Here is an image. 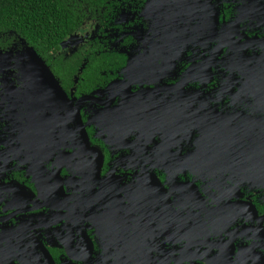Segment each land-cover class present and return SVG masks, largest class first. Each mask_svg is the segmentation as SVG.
<instances>
[{
    "label": "flooded vegetation",
    "instance_id": "obj_1",
    "mask_svg": "<svg viewBox=\"0 0 264 264\" xmlns=\"http://www.w3.org/2000/svg\"><path fill=\"white\" fill-rule=\"evenodd\" d=\"M102 14L61 51L103 83L42 59L65 108L0 53V264H264V0Z\"/></svg>",
    "mask_w": 264,
    "mask_h": 264
},
{
    "label": "trees",
    "instance_id": "obj_2",
    "mask_svg": "<svg viewBox=\"0 0 264 264\" xmlns=\"http://www.w3.org/2000/svg\"><path fill=\"white\" fill-rule=\"evenodd\" d=\"M115 3L118 0H0V53L34 50L65 89L73 86V75L85 64V81L79 87L85 91L87 81L103 83V57L91 56L86 63L85 56L77 53L72 66L69 52L61 51V45L86 23L98 21L102 12L111 11Z\"/></svg>",
    "mask_w": 264,
    "mask_h": 264
},
{
    "label": "water",
    "instance_id": "obj_3",
    "mask_svg": "<svg viewBox=\"0 0 264 264\" xmlns=\"http://www.w3.org/2000/svg\"><path fill=\"white\" fill-rule=\"evenodd\" d=\"M28 52H29L28 56L32 60L35 70L38 73H40V75L45 80L47 87L55 93L60 104L63 106V108H65V105H64L65 102L63 101V99L66 100V94L62 90V87L60 86V84L58 83V81L56 80L54 75L52 74L51 70L48 68V66L44 63L42 58L34 50L28 49ZM85 99L86 98H82L77 102L78 107L76 109V121H77L78 125L81 126L82 128H83L82 119H81L80 111H78V110H79L80 106L82 105V103L84 102Z\"/></svg>",
    "mask_w": 264,
    "mask_h": 264
},
{
    "label": "rangeland",
    "instance_id": "obj_4",
    "mask_svg": "<svg viewBox=\"0 0 264 264\" xmlns=\"http://www.w3.org/2000/svg\"><path fill=\"white\" fill-rule=\"evenodd\" d=\"M23 55L25 54L23 53ZM4 59H5V54L0 57V61H4Z\"/></svg>",
    "mask_w": 264,
    "mask_h": 264
}]
</instances>
